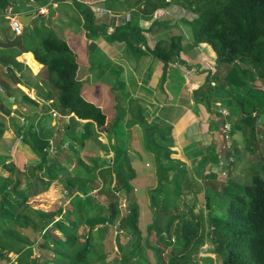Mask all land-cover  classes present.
Wrapping results in <instances>:
<instances>
[{
	"label": "trees",
	"instance_id": "1",
	"mask_svg": "<svg viewBox=\"0 0 264 264\" xmlns=\"http://www.w3.org/2000/svg\"><path fill=\"white\" fill-rule=\"evenodd\" d=\"M13 1L0 0V7L5 8ZM123 1L127 9H137L147 15L158 13L160 10L164 13V8L171 3H181L185 9L191 11L192 20L184 24L187 35L195 43L208 44L215 52L217 65H228L224 76H214L217 82L215 81L216 86L213 88L222 87L223 91L231 93L234 97L238 93L243 94L238 103L241 113L244 114L243 76L244 73L250 72V67L240 62L249 60L255 64L256 70L264 79V0ZM85 16L86 28L95 32L96 27L91 29L93 12L89 7L85 10ZM127 24L130 23H125L126 26ZM119 29L120 27L116 28L112 37L116 36ZM180 40V35L172 36L170 40L157 41L153 49L147 48L167 65L180 51L178 43ZM33 52L35 59L45 67L50 97L55 99L54 106L60 117L65 119L67 115L73 113L69 119L77 121L75 119L77 117L86 120L80 125L82 128H78L81 140H88L100 132H108L117 125V120L113 121L107 113L81 95V84L77 78L78 62L65 40L46 36L39 42V48ZM13 82H18V79H14ZM258 90L264 93V89L256 87H250L247 92ZM253 112L255 111L251 112V116H255L256 112L255 114ZM248 117L242 115L235 125L236 128H243L245 124L243 118ZM62 127L63 130H67L66 123ZM2 133L3 129H0V138ZM18 133L21 134L22 141L37 154L39 162L29 165L22 171L15 168L13 162H8L7 158L0 162L1 258H7L11 264H86L92 253H98V261L102 263L107 253L102 250L98 252L97 246L103 239V235L97 234L98 232L105 234L113 224H116V230L128 229L134 236L141 237L140 212L131 186L135 172L126 151L116 147L112 163L108 161L106 166L94 168L90 175L92 179L88 182L83 181L79 175L76 181L66 180L64 188L68 195L72 196L68 202L70 207L59 208L57 213L49 211L47 216L29 206L28 195L19 190L21 183L25 180L26 187H30L29 195L44 192L64 171L62 162L70 161L66 159V154L70 152L73 154L75 149L69 143L65 146L64 143L57 142L58 147L53 153L54 156L49 157L47 148H50V140L34 129L33 125L18 128ZM229 134L232 137L233 131L231 133L230 130ZM239 155L240 153L237 154ZM158 172V185L148 194L154 214L162 212L163 215L168 209L167 216H172L164 227L165 230L159 227V231L155 233L159 237L157 241L165 236L163 232L168 231L169 234V241L164 247L170 246L171 251L165 264H187L186 259L191 255V243L196 244L197 233L201 228L199 247L205 240L204 234L205 237L210 236L209 244H212L210 250L221 260V264H264V177L254 171L247 184L242 186L230 184L223 189L219 196L229 198L225 214L224 216L209 214L211 219L206 232V229L201 227L202 214H191L192 207L188 211L194 219L192 220L194 225L190 219H185L187 210L179 209L185 206L184 204L177 205L180 203L176 194L178 185L168 178V171L160 168ZM93 189L96 191L89 194ZM172 195L177 197L174 203H170ZM208 205L210 206L209 199ZM218 206L220 207V204ZM118 217L119 220L116 221ZM158 222L147 227L149 234ZM174 224L180 226L181 234L175 237V242H171ZM25 231L33 233L34 238L30 239ZM55 231H59L60 235ZM39 234L45 236V239H50V243L38 242L39 256H36L33 247ZM98 235L101 237L98 238ZM173 243L175 245L172 247ZM163 249H158L157 252L165 255ZM9 253L15 254L14 260L8 257ZM130 255V251L123 255L121 264H127L126 261L131 259Z\"/></svg>",
	"mask_w": 264,
	"mask_h": 264
},
{
	"label": "crops",
	"instance_id": "2",
	"mask_svg": "<svg viewBox=\"0 0 264 264\" xmlns=\"http://www.w3.org/2000/svg\"><path fill=\"white\" fill-rule=\"evenodd\" d=\"M50 1L14 0L9 7H0V42L3 43L7 37L13 38L16 35L10 27L9 17L11 15L17 14L20 19L22 13L29 14L32 11L31 5L34 3L40 7ZM113 1L115 0H63L62 4H67L69 7L68 13L64 16L60 4L57 0H53L54 14L50 22L52 24L54 21L65 18L66 22L72 24L73 27L76 28L78 25L79 34L72 33V36L76 42V49L85 56L86 61L82 70L78 68L77 78L81 84L83 83V91H88L89 95H93V101L98 103L92 92L99 91L102 87L106 88V83L113 82L114 85L118 83L120 87L126 89V98L119 97L122 103L113 96L115 111L112 112L111 118L113 121H118L117 125L108 132L98 134L102 142L107 144L108 150L102 151L104 144L101 143L98 151L104 159L96 168L106 166L108 161L112 163L114 151L116 147L117 149L120 147L122 151H126L130 165L134 169L135 176L132 181L137 187L140 182L147 183L144 188L147 199L149 191L158 185V170L162 168L168 171V178L178 185L176 194H178L180 203L177 205H185L179 207L180 210H190L192 207L191 214L194 215L217 214L219 193L230 184L236 183L235 178L238 177L236 173L241 170L236 166L239 159L230 150L233 145L239 149L241 145L237 142L238 137L234 133L232 137L229 134V139L225 140L222 133L223 124L226 122L225 115L220 113L216 105V102L221 105L222 102L218 98L211 101L210 93L201 89L207 88L213 91L217 82L214 76H224L227 68L224 67L226 70L223 68L222 71H219V67L216 69L215 52L206 43H198L204 46V52L209 56L208 60L203 59V66L193 57H187L188 59L185 60L184 52L190 53L197 45L193 44V40L186 43L181 48L183 51L165 65L149 49H153L159 40H170L172 36H177L176 33L180 32V30L177 31V26L172 25L167 31L163 26L164 22L157 21L152 15L143 14L133 8L127 10L130 13L123 16L119 13L121 11L113 9ZM87 7L92 10L94 16H99L97 20H94L95 32H91L85 26ZM97 8L103 11H96ZM46 16L31 17L29 23H22L23 28L28 26L32 32L34 29L39 30L41 26L38 25V21L43 17L46 24ZM36 17L37 24L33 22ZM23 19L27 20L25 17ZM123 23L137 24L140 29L144 30V36H140V39H143L141 40L142 45H145V48H141L142 56L145 57L144 62L136 65L132 62L134 59L125 58L127 60L125 61L124 57H119L121 55L113 54L111 42L107 36H112L116 28ZM166 31V36H164ZM181 31L185 33V35L183 33L184 36H188L185 25L181 24ZM44 37L46 36L39 37L34 47L33 44L26 47L21 34L22 44L26 48L25 52L16 47H0V114L6 119L15 113L20 120L25 121L28 117L34 118L31 123L27 124V127L33 125L34 129L50 140V148H47V151L51 157L56 147L53 144L55 142H52L48 135L55 131L42 130L44 125L42 126L40 121L38 123L42 113L36 112L37 109L41 110L38 107L40 102L55 105V99L50 97L45 67L35 59L33 52L39 48V42ZM66 42L68 45L72 43ZM103 61L109 66L104 65V68H99ZM98 68L99 70H96ZM92 69L95 71L94 74ZM14 79H18V82H13ZM99 92L102 100L110 99L108 93ZM34 107L37 109L34 110ZM52 111L55 110L51 107L50 112ZM70 116H73V113L67 115L65 119H69ZM75 119L81 125L86 122L77 117ZM25 124L26 122L18 126L23 128ZM69 125L70 123L67 125V130H63L62 125L57 129L59 141L61 140L65 146L68 140L73 141L70 138L73 133L68 134L72 130ZM4 126L3 133H9V131L12 133L10 122ZM17 127V136L21 138ZM64 138L65 141H63ZM59 141L56 140V144L60 143ZM15 149L17 151L23 149L28 156L27 159L32 162L31 164L35 165L39 162L37 154L22 139L16 142ZM62 163L64 166V162ZM223 172L231 174L224 178ZM63 189L67 193V190ZM95 191L96 189H93L89 194ZM133 193L135 195L136 187L133 188ZM208 199H215L216 204L209 206ZM147 206L151 210L149 199Z\"/></svg>",
	"mask_w": 264,
	"mask_h": 264
},
{
	"label": "rangeland",
	"instance_id": "3",
	"mask_svg": "<svg viewBox=\"0 0 264 264\" xmlns=\"http://www.w3.org/2000/svg\"><path fill=\"white\" fill-rule=\"evenodd\" d=\"M111 1V0H109ZM57 2L60 4L62 11H64L63 15L68 13L69 7L67 4H62L63 0H57ZM114 6L113 9L116 11H121L119 12L121 15L125 16L126 13H130L127 10V7L125 6V3L123 0H115L113 1ZM135 10V9H134ZM164 13L162 10H160L158 13H153L151 14L155 20L164 22L163 26L167 31L168 28L172 27V25L177 26V31L180 30V32L176 33L177 35L181 36V40L178 42L180 45V51L182 52L183 49H181L186 43L189 41H192L191 37L189 36H184L185 33L181 31V24L184 25L188 23L189 21L192 20L193 17H191V11L188 9H185L184 6L181 5V3H171L168 7L164 8ZM94 16V14H93ZM98 15H95L92 20V30L95 29V23L94 20L98 19ZM146 18V17H144ZM150 18V17H147ZM37 21V17L33 19V22L35 23ZM37 24V22H36ZM38 25L41 26L39 30L34 29L33 32L30 31V27H24L23 32H22V40L23 43L26 47H29L33 44V47L35 46L34 44L38 42L37 39L39 37H42L43 35L45 36H52L55 38L63 39L68 41L69 43H72L69 45L71 46L70 49L72 50V55L78 62L79 70L84 67V62L86 61L85 56L78 52V50L75 47L74 42V37L72 36V33L78 35L80 30L77 25V27H73L72 24H68L66 22V19H60L59 21H54L52 24L47 25L45 24V21L42 18L38 21ZM125 23H123L120 26L119 31L116 33L115 37L112 36H107V38L111 42L112 46V51L114 55H121L119 57H124V60L127 61L126 59H134L132 62L134 64H138L141 62L145 61V57L142 56V51L141 48H145V45H142L143 39H140V36H144V33L142 29L138 27L137 24H127L128 26H124ZM91 27V25H90ZM134 27V29H131ZM82 31V30H81ZM164 32V36L165 33ZM29 33V34H28ZM184 33V35H183ZM118 35L120 38H118ZM191 39V40H190ZM142 40V41H141ZM145 41V40H144ZM194 41V40H193ZM197 44L196 46L193 47V49L190 51V53H185L183 55V58L186 60L188 59L187 57H193V59H197V62H200V64L203 66V59H207L209 56L206 55L204 52V46L199 45L198 43H193ZM136 45V48H135ZM84 47V46H83ZM208 47V46H207ZM139 50V51H138ZM202 53V54H201ZM126 58V59H125ZM138 60V61H137ZM208 60V59H207ZM215 62H216V57H215ZM137 61V63H136ZM244 66H249L250 67V72L249 73H244V114L241 113L240 105L238 103V100L240 101L242 99L243 94L238 93V95H235V97L227 91H223L224 88H215L212 90H208L207 88L202 91L206 93H210V97L212 98L211 101L214 98H218L222 102V106L226 107L229 111L228 116H224L226 119L225 121L230 123L231 125V130L234 128L233 133L238 137L237 142L241 145V148H236L234 145L232 146V150H230L232 153L234 151V155L237 156L238 153H240L239 156H237V168L241 169L240 171L238 170L236 175L238 177L235 178L237 186L239 185H245L250 181V175L256 171L257 173L260 174V176L264 177V93L262 91H252V92H247V90L250 87H256L260 90L264 89V79H262V76L258 73L256 70V65L252 64L249 60L242 61L240 62ZM104 65L109 66L105 61L101 62V65L99 68H104ZM112 67V66H111ZM110 67V70L112 69ZM215 67V66H214ZM219 67V71H222L224 67H228V65H217L216 63V69ZM96 69V70H99ZM226 70V68H224ZM114 70V68H113ZM116 71V70H115ZM44 72V70H43ZM42 72V73H43ZM94 70L92 69V73L94 74ZM41 73V74H42ZM98 73V72H96ZM247 74V75H246ZM79 75V73H78ZM123 75L125 76V73L123 72ZM255 76V77H254ZM98 77V76H97ZM81 84V82H80ZM83 83L81 84L80 87V93L81 95L91 103L97 105L102 111L107 113L108 116L112 117V112L115 111V104L113 102V99L115 96L116 100L118 99L121 103V99L126 98V89H123L122 87L117 85H114V83H106V88H99V91H102L103 93H108V97L110 99L102 100V97L100 96L101 93L97 90H95L94 95H95V100L98 101L95 102L93 101V95H89L88 91H83ZM245 92H247L245 94ZM250 95V96H248ZM248 96V97H247ZM120 97V98H119ZM209 97V98H210ZM112 99V100H111ZM210 101V102H211ZM214 101V100H213ZM58 113L57 116H53V112H50L51 107ZM10 107V106H9ZM38 107L41 110H38L36 107L33 109L36 110V112L42 113L38 119L42 124V130H48V131H55L52 132V134L48 135L49 138H51L52 142L54 141L55 143L54 146L57 149V144L56 140L59 141V134H58V126L61 124L64 125L65 123L68 125L70 123L69 127L72 129L70 133L71 134V139L73 141L68 140L67 143L70 145H73V148L75 151L73 154L70 152L66 154V159H70V161H63L64 162V171L58 176L57 180L55 182H52L48 188L44 191L41 192L37 195H29L30 193V187H26V181L23 180L20 186V191L23 192L24 194L28 195V203L29 206L36 210V211H42L44 215L48 216L47 212H53L57 213V210L59 208H69L70 199L72 196H68L67 193L64 192V184L66 180L69 181H76V177L82 176L83 181H87L92 179L91 178V171H93L94 168L98 167L99 164L102 163V160L104 159L102 156H100V152L98 151L99 147L101 146V143L103 148L101 150H105L108 148L107 144L105 142H102V140L98 137V135H93L90 139L88 140H81L77 134H78V128H80V122L77 123L78 121L71 120V119H64L62 117H59L60 113L57 111L56 107L54 105H51L50 103L45 104L43 102H40L38 104ZM46 108V109H45ZM255 114L250 115L252 111ZM29 111V110H28ZM28 111L26 113H28ZM49 111V112H48ZM17 113L13 115H9V120L8 118L2 114H0V129H3L5 124L7 125V122H10V126L12 128V133L11 131L4 132L3 135L0 138V162L7 158V161L13 162L14 165L16 166L19 171H22L26 169L29 165H32L28 159H27V154L23 152V149L21 150H16L15 145L16 142L21 140L19 136H17V129L16 127L19 125L21 126L26 122V124L23 126H27L28 123H31L34 118H26V120H20L17 116ZM242 115L249 116L248 118H243L244 119V126L243 128H236V124L238 121L242 118ZM8 116V115H7ZM12 117V118H11ZM2 123V124H1ZM19 126L17 128H19ZM234 126V127H233ZM47 127V128H46ZM4 131V129H3ZM60 132V131H59ZM62 134V133H61ZM60 134V135H61ZM65 141V138L63 139ZM82 141V142H81ZM61 143V140L59 141ZM75 142V144H74ZM75 145V147H74ZM236 145V144H235ZM242 151V153L240 152ZM105 153V152H104ZM103 153V154H104ZM54 156V155H53ZM1 165V163H0ZM1 168V166H0ZM231 173H226L223 172V177L225 178L226 176H229ZM235 177V175H232ZM133 180V179H132ZM131 180V186L132 190L134 187H136V201L137 205L139 208V228L141 231V237H138L137 235H133L132 232H130L128 229L123 230L121 233L119 230H116L117 225L113 224L110 229L105 232V234H102L98 232L97 234L103 235V239L101 242L98 244L97 249L98 252L99 250H102L104 253H107L106 258L103 260L102 263L98 261V256L99 254L92 253L91 256L87 259L86 264H121L123 261L122 256L129 253H131L130 258L126 261L127 264H165V261L167 262L166 259H168V253L171 251V247L166 245L167 241H169V234L167 232H163L165 236L160 237V241H157L156 239H159L158 235L156 236L155 233L159 231V227H161V230H165L164 227L167 225V222L172 216H167L169 214V210L163 212H158L154 214V211L150 210L147 208V201L149 199L150 201V195L147 196L145 194V186L147 183L145 182H140L138 184V187L136 184ZM97 182V181H95ZM28 184V183H27ZM157 196V194H154ZM177 198V197H176ZM176 198L174 195H172L170 199V203L176 202ZM229 198L227 196H220L219 199L217 200V203L220 204L219 209H217L216 212L217 214L224 216L225 214V206L228 203ZM150 204V202H149ZM210 204H216L215 199L210 200ZM176 212V211H175ZM188 214L186 215L185 219L188 218L191 221L194 220L190 215L189 211H186ZM185 211H182V213H186ZM181 215V214H180ZM120 216V214H119ZM59 218V217H57ZM211 216L209 214H204L202 213V216H200V222H201V227L206 229L209 228V222H210ZM119 220V217L117 218L116 221ZM115 221V222H116ZM159 221L154 225V230L152 231L151 234H149L147 227L151 225L152 223ZM117 223V222H116ZM192 225H194V221H192ZM173 232H172V237H171V242H175V237L181 234L180 226H176L174 224V227H172ZM201 230L202 228L198 231L197 237H196V244L193 242L191 243V255H188L186 259L187 264H221V260L217 257V255L210 250L212 247V244H209V237H205L204 234V242L201 243V246L199 247L198 240L201 235ZM27 235L29 236L30 239L34 238L33 233H28ZM58 235H60L59 231H55ZM205 232V233H206ZM98 235V238L101 236ZM36 242L34 244V254L36 256H39L38 252V246L37 243H50V239H45V236L39 234L36 236ZM147 239V241H146ZM180 239V238H179ZM98 241V240H96ZM195 241V240H194ZM162 244H161V243ZM207 246L206 249L202 250V246L205 245ZM101 245V246H100ZM175 245V243L172 244V247ZM160 247V248H159ZM198 247V248H197ZM164 248V249H163ZM158 249H163L165 252V255H161L158 253ZM177 249L179 247L177 246ZM202 250V251H201ZM8 257L12 260L15 259V254L14 253H9ZM0 264H11V262L7 258H1L0 257Z\"/></svg>",
	"mask_w": 264,
	"mask_h": 264
},
{
	"label": "built area",
	"instance_id": "4",
	"mask_svg": "<svg viewBox=\"0 0 264 264\" xmlns=\"http://www.w3.org/2000/svg\"><path fill=\"white\" fill-rule=\"evenodd\" d=\"M53 0H51L49 3L45 4V5H42L40 7H38L36 9V15H46L47 14V11H48V5L50 4H53ZM11 4H9L7 7H9ZM96 11H103L102 9L100 8H97ZM9 20H10V27L12 28V30L14 31L15 34H18V35H21L22 32H23V24L22 22L20 21V19L18 18V15L17 14H14V15H11L9 17ZM216 105L219 107V111L221 114L225 115V116H228L229 115V111L226 107H223L219 102H216ZM53 112V115H57V112L56 111H52ZM231 130V125L230 123L228 122H224L223 124V128H222V133L224 135V138L225 140H228L229 139V132ZM207 246L206 244L202 246V250L206 249ZM201 250V251H202Z\"/></svg>",
	"mask_w": 264,
	"mask_h": 264
},
{
	"label": "water",
	"instance_id": "5",
	"mask_svg": "<svg viewBox=\"0 0 264 264\" xmlns=\"http://www.w3.org/2000/svg\"><path fill=\"white\" fill-rule=\"evenodd\" d=\"M32 11L29 14L22 13L20 15L21 22L23 24L29 23L31 17L36 15V9L38 8V5L34 3L31 5ZM54 14V5L50 4L48 5V11H47V16H46V24L50 25L52 16ZM23 17H25L27 20H24ZM0 47L2 48H8V47H16L20 49L21 51H26V48L23 46L22 41H21V35L16 34L13 38H6L5 42H0ZM31 54H33L31 52Z\"/></svg>",
	"mask_w": 264,
	"mask_h": 264
}]
</instances>
